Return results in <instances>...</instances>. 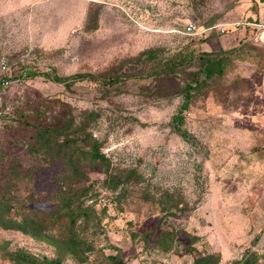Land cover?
I'll list each match as a JSON object with an SVG mask.
<instances>
[{
	"label": "rangeland",
	"instance_id": "1",
	"mask_svg": "<svg viewBox=\"0 0 264 264\" xmlns=\"http://www.w3.org/2000/svg\"><path fill=\"white\" fill-rule=\"evenodd\" d=\"M85 3L84 24L71 29ZM243 4L19 3L31 14L32 32L45 31L40 40L54 31L62 44L46 50L43 41H22L14 29L0 30V63L6 61L12 77L0 105V200L7 203L6 216L20 221L61 201L67 166L52 156V146L36 150L37 129L53 127L59 133L55 144L67 137L85 152L89 139H96L111 175L119 180L116 173L135 171L137 179L112 186L101 166L78 170L83 178L70 193L92 208L83 231L92 249L83 262L35 233L0 227V264H14L8 252L41 264H193L200 257L216 264L255 257L264 264V43L213 32L224 48L203 52L204 41L182 34L191 21L205 28L240 20ZM178 52L188 59L197 52L215 54L221 67L208 71L194 59L181 75H152ZM193 73H199V84L182 109ZM82 188L89 192L80 197Z\"/></svg>",
	"mask_w": 264,
	"mask_h": 264
},
{
	"label": "trees",
	"instance_id": "2",
	"mask_svg": "<svg viewBox=\"0 0 264 264\" xmlns=\"http://www.w3.org/2000/svg\"><path fill=\"white\" fill-rule=\"evenodd\" d=\"M181 55L182 53L178 52L170 61L154 68L152 75L154 77L168 76L172 71L180 74L182 72L180 69L184 68V64L194 59H198L201 62V68L208 71L217 66L219 68L221 67V63H218L217 57L215 58V54L212 53L197 52V54H191L190 59ZM198 75L199 73H193L191 84H187V88H185L186 96L182 109L190 102L191 96L189 91H191L193 84H199ZM133 76L137 77L132 74ZM180 134L186 138V133L181 132ZM35 136L37 137V151H41L46 146L48 147V145L52 146V156L63 161L67 166L68 173L63 177L64 191L61 192V201L50 212L44 214L38 211L30 212L28 215H24L20 221H16L6 216L8 213L7 203L4 200H0V227L4 229L15 227L27 234L35 233L37 237L54 242L51 243L55 246L57 245L59 247L60 244L64 250L71 253L78 261L83 262L86 259V252L92 249V245L83 235V231L87 232L88 230V220L86 219L89 217V212L92 211V208L83 207L81 202L79 204L76 203L75 200H79V197L75 195L76 193H70L72 190H77L75 189V183L83 178V174L79 173L80 167L88 165L92 166L93 169L94 166H101L105 174V180H107L108 184L110 181L112 186H117L120 182L127 184L133 179L136 180V172L128 171L125 174L124 172H118L116 174L121 179L117 180L115 176L111 175V163L99 151L100 143L96 139H89L91 142L90 144L88 143L90 149L88 152H85L77 148V145H75L76 141L70 140L67 137L61 143L55 144L54 142L59 140V133L53 127L37 129ZM80 190V197L89 192L86 188ZM124 193L125 191H122L121 194ZM1 199H4V197H1ZM56 239H59V241ZM7 256H9L14 264H20L22 262L26 264H41L36 257L22 254V252H8ZM256 262L255 257H250V259H244L238 264H256ZM43 264H60V262L58 260H45ZM193 264H216V261L212 257H200L196 258Z\"/></svg>",
	"mask_w": 264,
	"mask_h": 264
},
{
	"label": "crops",
	"instance_id": "3",
	"mask_svg": "<svg viewBox=\"0 0 264 264\" xmlns=\"http://www.w3.org/2000/svg\"><path fill=\"white\" fill-rule=\"evenodd\" d=\"M29 0H0V30H9L14 29L13 32L20 35L19 40L26 41L27 39L33 40L38 39V41H43V44H40L46 50H52L60 46L62 42L58 37L54 34L53 29H49L51 32L48 36L44 37L45 39L40 40V34L45 31L42 30L40 33L38 31L32 32L29 26L30 15L29 11H25L24 7L20 6L19 3H26ZM87 2H91V0H86ZM29 4L28 6H30ZM89 3H85L82 6V10L80 9V16L78 17L77 24L71 29H79L82 24H84V18L86 17L85 12L88 9ZM27 6V7H28ZM243 17L241 16L240 20L217 23V24H228L227 33L225 35H218V37H225L228 34L233 33V35H238L239 39H243V43H251L249 40L252 33L253 27L246 25L247 23L256 24V23H264V0H244L243 4ZM82 15V16H81ZM82 18V19H81ZM86 20V19H85ZM212 26V25H211ZM204 28V27H202ZM22 29V30H21ZM24 29H28L26 35L23 33ZM38 29H42V27H38ZM1 32V31H0ZM39 33V34H38ZM214 34V35H216ZM213 36H210L208 39H198V41H204L202 43V51L211 52L217 50L225 43L218 41L216 38L212 39ZM197 40V39H196ZM208 46L209 49H205L204 47ZM7 51H4L6 53Z\"/></svg>",
	"mask_w": 264,
	"mask_h": 264
},
{
	"label": "built area",
	"instance_id": "4",
	"mask_svg": "<svg viewBox=\"0 0 264 264\" xmlns=\"http://www.w3.org/2000/svg\"><path fill=\"white\" fill-rule=\"evenodd\" d=\"M246 25L253 27V33L249 40H260L264 43V23L251 24L247 23ZM228 24H217L202 28L197 26L195 22L191 21L187 23L182 31V34L186 37L192 39H208L213 32H216L218 35H225L227 33ZM1 76H0V105L2 103V98L5 95L7 89L12 85V77L9 73L6 61H1Z\"/></svg>",
	"mask_w": 264,
	"mask_h": 264
}]
</instances>
